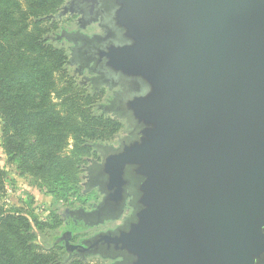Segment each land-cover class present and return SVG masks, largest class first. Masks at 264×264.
Returning a JSON list of instances; mask_svg holds the SVG:
<instances>
[{
	"label": "water",
	"instance_id": "95a60500",
	"mask_svg": "<svg viewBox=\"0 0 264 264\" xmlns=\"http://www.w3.org/2000/svg\"><path fill=\"white\" fill-rule=\"evenodd\" d=\"M66 15L98 22L99 36L68 34L67 63L92 88L124 87L105 114L128 126L85 168L100 203L70 212L89 228L119 220L128 198L132 213L52 245L68 260L264 264V0H67L50 18Z\"/></svg>",
	"mask_w": 264,
	"mask_h": 264
},
{
	"label": "trees",
	"instance_id": "16d2710c",
	"mask_svg": "<svg viewBox=\"0 0 264 264\" xmlns=\"http://www.w3.org/2000/svg\"><path fill=\"white\" fill-rule=\"evenodd\" d=\"M64 2L0 0L2 149L63 199L76 193L79 172L97 157L95 146L109 145L125 127L94 104L97 91L76 87L67 50L54 39L57 19L50 18ZM4 176L0 170V198ZM43 227L0 205V264H87L68 260L60 245L43 236L38 240Z\"/></svg>",
	"mask_w": 264,
	"mask_h": 264
},
{
	"label": "rangeland",
	"instance_id": "374dc122",
	"mask_svg": "<svg viewBox=\"0 0 264 264\" xmlns=\"http://www.w3.org/2000/svg\"><path fill=\"white\" fill-rule=\"evenodd\" d=\"M66 2V0H65ZM64 2V4H65ZM63 4V5H64ZM70 16H64L61 19H57L55 23L56 33L60 27L66 29H72L73 26L69 23ZM74 19V18H73ZM94 27H89L86 32L91 33L94 31ZM67 50V57L69 59V52L66 45H63ZM74 66H68V70L72 73L73 80L76 82V87L84 91H88L87 85L81 82V78L75 73ZM104 99V93H98L93 99L95 105H99ZM54 102H57L54 100ZM2 122L0 119V170L5 173L3 178V192L0 198V205L4 211L21 212L25 217L30 220H36L39 224L44 225L42 232L39 233L38 240L44 238L45 242L52 243L53 240L60 235V227H63L62 214L66 210H73L76 207L83 206L89 208L93 204H97L100 196L95 192L84 193L83 184L85 183L84 176L85 168L89 166L90 160L86 163L78 174V184L76 193H71L67 198L63 199L58 193H53L54 189H49L48 186L38 178L32 176L29 173H25L22 169V165L18 161H11L2 149ZM125 127L118 133L115 139H112L109 145H116L118 138L124 135ZM71 142L64 151V154L70 155ZM92 160L98 161L99 156L96 155ZM55 221L59 224L56 228L51 229L55 225ZM113 225H107L105 227H99L90 231H86L80 235V237H88L96 232L104 231L107 228H111ZM33 230L37 232V226L33 225ZM79 237H75V241ZM87 264H107L105 260L98 257L88 258Z\"/></svg>",
	"mask_w": 264,
	"mask_h": 264
},
{
	"label": "flooded vegetation",
	"instance_id": "af4514ba",
	"mask_svg": "<svg viewBox=\"0 0 264 264\" xmlns=\"http://www.w3.org/2000/svg\"><path fill=\"white\" fill-rule=\"evenodd\" d=\"M66 3H67V0H66L65 4ZM61 8H60V10H61ZM69 16L71 18L70 20H72V21H69V23L73 26V28L72 29H66L64 27H60L59 30L56 33H54V36H55L54 39L57 40L58 42H60L62 45H66L67 49H68V52H69V55H70V49H71V47H73V43H70V42L67 41V38H68L67 36H68L69 33L75 34V36H74L75 38H76V36H79L80 34L86 35V36H89V38H92L93 36L101 35L102 34V30L99 27L98 22L97 23H92L91 25L87 26L85 29H81L79 27V22H78V20L80 18V15H69ZM61 18H59V19H61ZM89 27H94L95 28L94 31L91 32V33H87L86 30ZM79 45H80V43H77L76 47L79 46ZM76 68H77V66H76ZM74 70H75V68H74ZM82 70L83 71H79V72L76 71L77 75L81 78V82L83 84L88 85V86H90L92 88L93 86L88 80L94 79L96 76L91 74V73H89L88 69H86V68H84ZM86 79H88V80H86ZM93 89L95 91H97L98 93H104V99L98 105V108L103 110V113L105 114L106 111H107V107L114 100L115 94L123 92L124 87L122 85H120V86H117V87H115V88L110 90L109 88H107L105 86H102V87L93 88ZM106 115H109V114H106ZM109 116L113 117L112 115H109ZM113 118L116 119L115 117H113ZM117 120H120V119H117ZM120 121H122L124 123L126 129H125L124 135L117 139L116 145H109V146H112L114 149H117L119 147V140L121 138H123V137L128 135L127 134L128 126H127L126 121L125 120H120ZM100 161H101V159L99 157V160L97 162L99 163ZM92 191L95 192L96 194H98L100 196V199H99L97 204H93L89 208H86V207H83V206H79V207L84 208L85 211L92 210L96 205H98L100 203V201L102 199V195H100L97 192V188H94ZM92 191H90V192H92ZM129 201H130V198H128L126 200L122 216H121V218L119 220L114 221V222H111V221L110 222H106L104 225H99V226H96V227H93V228H90V229L93 230V229H97L99 227H105L107 225H113V226H111V228H107L106 230L103 231V232H106L108 230H114L117 226L121 225L124 222L125 218H127L132 213V208L129 206ZM70 211H72V210H69L68 212H63V214H62V219L64 221L63 222V227H60L59 229H60V235H64L65 238H68L69 237V233L72 232V234H73V240H71L72 244L77 245L81 240L89 238V237H92L95 234L101 232V231H99V232H96V233H94L93 235H91L89 237H82L81 238L80 235L83 234L84 232H86L87 229H85V228L86 227L88 228V225L83 222V219H81V216H80L81 214L80 213L72 214ZM75 237H79V238L75 241ZM58 245H60L62 247V242L60 244H58ZM62 249L65 252L64 247H62ZM66 255L68 256V254H66ZM71 256H72L73 259H75V258L78 259L77 257L74 258L75 253H72ZM88 258H93V257H88ZM88 258H86L85 260H87ZM98 258H100V257H98ZM119 260L120 259H118V260L117 259L116 260L108 259V260H105V261L107 262V264H114V263L118 262Z\"/></svg>",
	"mask_w": 264,
	"mask_h": 264
}]
</instances>
